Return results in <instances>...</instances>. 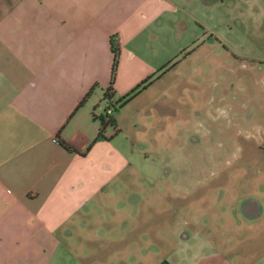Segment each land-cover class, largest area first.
I'll list each match as a JSON object with an SVG mask.
<instances>
[{
  "label": "crops",
  "instance_id": "obj_1",
  "mask_svg": "<svg viewBox=\"0 0 264 264\" xmlns=\"http://www.w3.org/2000/svg\"><path fill=\"white\" fill-rule=\"evenodd\" d=\"M192 3L210 4L0 0V264H240L264 245L260 142L253 165L211 168L210 181L193 164L185 177L161 164L151 178L150 163L132 159L140 146L164 148L154 103L123 113L137 94L114 109L184 41L177 6ZM109 105V123L94 118Z\"/></svg>",
  "mask_w": 264,
  "mask_h": 264
},
{
  "label": "rangeland",
  "instance_id": "obj_2",
  "mask_svg": "<svg viewBox=\"0 0 264 264\" xmlns=\"http://www.w3.org/2000/svg\"><path fill=\"white\" fill-rule=\"evenodd\" d=\"M209 2L203 10L195 3L177 6L188 31L184 41H176L162 63L159 56L149 75L154 76L151 84L122 110L128 114L143 99L152 101L162 118L164 148L140 146L132 159L135 168L147 160L151 178L159 175L161 164H166L167 176L183 177L182 168L193 164L197 179L210 181L211 168L236 167L241 160L253 165L256 153H261L256 149L258 142L264 150L260 138L264 131V0ZM203 41L199 51L190 53ZM180 59L174 67L169 64L159 71ZM103 114L108 120L106 111ZM177 126L185 141L180 151L170 148ZM253 250L240 264H264V245Z\"/></svg>",
  "mask_w": 264,
  "mask_h": 264
},
{
  "label": "trees",
  "instance_id": "obj_3",
  "mask_svg": "<svg viewBox=\"0 0 264 264\" xmlns=\"http://www.w3.org/2000/svg\"><path fill=\"white\" fill-rule=\"evenodd\" d=\"M113 53H114V61H112V77H111V80H110V84L106 90V92L104 93V100H107L109 101L113 94H114V86H113V82H114V77L116 76V71H117V65H118V61H119V56H120V53H119V47L117 45H114L113 46ZM178 56H176L177 58ZM173 61H169V63L167 64H164L160 69V70H163L164 68H166L169 64H171L170 67L174 66L176 63L179 62V60H176L172 63ZM153 78L154 76H147L146 78H144L143 80H141L136 86H134L133 88H131L126 94L122 95L121 97H119V99L116 101V105L118 107H115L114 109L117 110L119 107H122L123 105H125L127 102H129L131 99H133L137 94H139L143 89H145L147 87L148 84H151V82L153 81ZM90 93V92H89ZM89 93H87L85 95V97L82 99V101L80 102V105L86 100L87 96L89 95ZM113 106H110L105 110H109V109H112ZM112 110H111V113L109 114H106L107 117H108V122L109 123L111 121V116H112ZM95 119H99L100 121H104L106 118H105V115L102 114V115H95L94 116ZM107 123H104L106 126ZM103 127V126H102ZM100 128L99 132H98V139L102 138V130L103 128ZM69 148V147H67Z\"/></svg>",
  "mask_w": 264,
  "mask_h": 264
},
{
  "label": "built area",
  "instance_id": "obj_4",
  "mask_svg": "<svg viewBox=\"0 0 264 264\" xmlns=\"http://www.w3.org/2000/svg\"><path fill=\"white\" fill-rule=\"evenodd\" d=\"M111 110H112V109L107 110L106 113H107V114L111 113Z\"/></svg>",
  "mask_w": 264,
  "mask_h": 264
}]
</instances>
